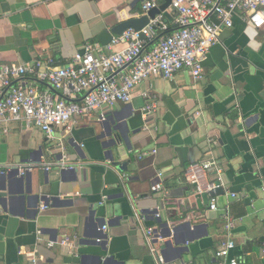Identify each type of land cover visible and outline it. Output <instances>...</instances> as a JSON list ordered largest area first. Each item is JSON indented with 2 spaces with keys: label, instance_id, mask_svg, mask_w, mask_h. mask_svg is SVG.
Segmentation results:
<instances>
[{
  "label": "crops",
  "instance_id": "0c3cea01",
  "mask_svg": "<svg viewBox=\"0 0 264 264\" xmlns=\"http://www.w3.org/2000/svg\"><path fill=\"white\" fill-rule=\"evenodd\" d=\"M147 1L0 0V68L38 60L66 66L87 43H100L104 30L147 14ZM166 21L170 32L176 30L171 14L166 13ZM38 85L55 93L47 83ZM144 92L157 97L156 112L147 120ZM104 110L106 121L95 113L56 129L52 138L24 123L0 126V166H36L28 172L32 184L20 172L4 186L9 194L0 207V264H157L146 241L148 227L164 232L178 227L180 243L190 241L182 244L188 249L182 252L169 247V261L218 264L216 252L232 239V256L244 264H264V29L237 14L211 49L201 80L187 70L171 80L150 78L131 103ZM113 123L120 126L122 146L112 149V161L105 157L101 126ZM46 144H61L69 155L62 162L55 154L39 156ZM32 159L33 164L24 162ZM212 160L222 169L224 186L200 195L186 174L192 165ZM39 165L52 170L47 173ZM159 173L164 190L153 193ZM200 181L217 182L216 172H202ZM31 189L45 200H23ZM213 197L217 211L210 209ZM227 206L236 220L230 234ZM137 215L144 218L143 226ZM104 225L107 242L97 244ZM62 240L69 244L61 245Z\"/></svg>",
  "mask_w": 264,
  "mask_h": 264
},
{
  "label": "built area",
  "instance_id": "2783aa9c",
  "mask_svg": "<svg viewBox=\"0 0 264 264\" xmlns=\"http://www.w3.org/2000/svg\"><path fill=\"white\" fill-rule=\"evenodd\" d=\"M156 7L159 6L155 0L147 1L144 5L146 13ZM166 13L174 18L176 30L173 32H168ZM237 14H243L244 20L255 29H264V0H172L169 9L143 29H128L121 36L114 37L107 46L98 42L87 43L66 66L57 67L53 60L2 66L0 126L24 123L38 127L48 138H52L56 129L90 119L95 113H98L99 121H106L104 109L112 108L117 103H131L136 89L150 78L171 80L178 72L187 70L195 81H199L204 77V63L211 49L219 43L223 29L233 27ZM119 44L125 45V48L116 50ZM27 77H34L37 83ZM38 82L49 84L55 93L40 88ZM142 96L146 100L142 114L147 120L156 112L157 97L151 92H144ZM145 129L149 131L148 127ZM209 143L216 142L209 140ZM148 154L144 153L143 157ZM35 168V165H29L21 172H31ZM38 168L47 173L52 170L51 165H39ZM206 171H215L217 182L202 184L201 173ZM12 172L13 168L0 166V175ZM121 177L124 182L125 176ZM186 179L200 195L215 194L224 186L222 169L215 160L192 165ZM151 190L153 193L164 190L163 173L157 175ZM232 197L236 198L237 194H232ZM47 207L42 205L40 209L46 210ZM210 209H219L215 197L211 199ZM155 217L159 218L160 215L156 213ZM137 218L143 226L144 218ZM224 220L225 229L230 234L236 220L229 206L224 209ZM107 230V225L99 228V237L95 239L97 244L106 241ZM163 232L153 227L146 228L150 253L157 264H179L169 261L162 253V243L166 241ZM60 244L68 245L69 241L62 240ZM55 245V242L48 244L51 248ZM235 248L234 240L223 242L216 252L218 264H244L232 256Z\"/></svg>",
  "mask_w": 264,
  "mask_h": 264
},
{
  "label": "water",
  "instance_id": "95a60500",
  "mask_svg": "<svg viewBox=\"0 0 264 264\" xmlns=\"http://www.w3.org/2000/svg\"><path fill=\"white\" fill-rule=\"evenodd\" d=\"M172 3V0H164V3H162L159 7H156L152 10H150L147 14L138 17V18H134L131 19L129 21H125L123 23H121L120 25L108 30H104L100 36L98 37L100 43L103 46H107L108 44H110L113 40L114 37L117 36H121L126 30L128 29H135V30H141L144 27H146L151 20L155 19L158 15H160L161 13L166 12V10L169 9L170 5ZM176 29V27H175ZM160 38V37H159ZM158 38V39H159ZM102 129V133H101V139L104 140L103 143V148L107 151L105 153V157L107 159L110 160H114V155L112 152V149H114L115 147H119L122 146L120 143H122V138H121V130H120V126L116 123H113L111 125H102L101 126ZM67 150L63 145L61 144H46L44 146H41L37 153L39 156L41 157H50V156H56L57 159L62 162L64 160V156L69 155V151ZM25 163H34V160H28V161H24ZM35 164H40V161H38ZM124 167L125 165L119 167V169L121 171H124ZM27 168V167H25ZM24 168V169H25ZM69 168V165H66L64 167V169L62 170V172L64 173V170H67ZM22 169V170H24ZM21 172V167H15L13 168V172L11 174H5V175H0V207L2 205V201L4 198H6V196L9 194V192L7 190L4 189L5 184H7L8 182H10L12 177H18L20 175ZM22 179L26 180L28 182H31L32 184V175L29 174L28 172H24L22 175ZM264 188V187H263ZM29 196L23 197V200L26 201H31L33 200H41L42 202L45 200L44 198H46L45 196L41 197L40 193H36L35 195L33 194V190L31 189L29 191V193L27 194ZM178 227H167L166 232L162 233V236L164 239H166L164 245L161 247V251L162 253L165 255V251H167V249L169 247H172L173 245H175L177 252H182L183 250H188L187 247H183L182 244H184V246H186L187 243H189L190 241L188 239L182 240L181 242H183L182 244L180 243V241L177 238V229ZM158 232V231H157ZM180 238V237H179ZM107 240V239H106ZM107 241H105L102 244H106ZM99 264V262H98Z\"/></svg>",
  "mask_w": 264,
  "mask_h": 264
},
{
  "label": "trees",
  "instance_id": "16d2710c",
  "mask_svg": "<svg viewBox=\"0 0 264 264\" xmlns=\"http://www.w3.org/2000/svg\"><path fill=\"white\" fill-rule=\"evenodd\" d=\"M170 30H171V28H170ZM170 30H169L168 32H170ZM168 32H167V33H165V35H167V34H168Z\"/></svg>",
  "mask_w": 264,
  "mask_h": 264
}]
</instances>
